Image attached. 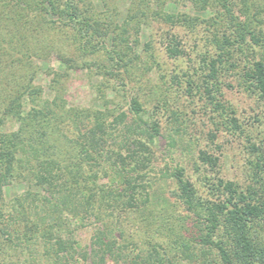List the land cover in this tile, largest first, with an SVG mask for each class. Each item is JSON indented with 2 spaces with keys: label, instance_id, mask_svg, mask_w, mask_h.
Wrapping results in <instances>:
<instances>
[{
  "label": "trees",
  "instance_id": "1",
  "mask_svg": "<svg viewBox=\"0 0 264 264\" xmlns=\"http://www.w3.org/2000/svg\"><path fill=\"white\" fill-rule=\"evenodd\" d=\"M99 2L101 8L94 0H0V202L7 183L26 186L11 206L0 205V264H7L10 236L3 222L15 212L24 227L18 235L28 242L41 231L55 264L75 258L81 247L64 234L91 218L99 227L81 258L90 254L92 264H264L263 153L251 164L247 188L223 178L209 184L216 202L198 198L183 167L165 170L177 186L173 207L144 183L158 159L153 147L163 118L177 114L165 61L193 56L211 78H234L264 99V0H130L125 9L123 0ZM53 55L63 69L50 66ZM94 68L101 77L97 106L69 105L63 82ZM218 105L225 127L244 132L235 111ZM260 125L257 119L249 129ZM133 131L142 137L131 138ZM120 132L119 148L106 149V139ZM199 160L219 165L204 151ZM172 208L187 217L166 216ZM190 214L197 218L194 231L184 225ZM130 216L155 230L135 239L124 228Z\"/></svg>",
  "mask_w": 264,
  "mask_h": 264
},
{
  "label": "rangeland",
  "instance_id": "2",
  "mask_svg": "<svg viewBox=\"0 0 264 264\" xmlns=\"http://www.w3.org/2000/svg\"><path fill=\"white\" fill-rule=\"evenodd\" d=\"M94 1L101 8L99 0ZM129 1L123 0L121 9H125ZM162 30H168V26H162ZM160 33L161 30H159ZM142 41L146 42L147 39L143 37ZM162 41H164L162 38L157 40L158 47ZM191 58V60L188 58L167 60L164 63L163 68L167 76L166 80L171 84L169 95L173 97L170 108L176 110L177 114L175 115L176 117L174 116L171 119L166 116L163 118L162 136L158 137L156 145L152 146L154 158L158 159L152 164L153 171L148 172L144 182L147 186L151 183L150 187L153 195L164 196L165 199L167 198V203L170 206H172L171 203H174L176 199L177 186L173 182V178H167L166 168L170 172H173L175 168L183 167L186 171V176L189 177L198 191V198L216 202L219 194H209V184L217 182V178H223L225 181H235L242 185V187L247 188L253 181L251 164L257 159L258 153L259 156H261V153L264 154V99L250 94L244 88L239 87L238 81L234 78L227 76L217 80L211 78L208 70L201 63H198L199 60H195L193 56ZM50 66H55L58 70L63 69L55 55L51 58ZM92 71L93 74L90 75L88 74V70H80L63 82L62 86L66 87L65 89L68 91L66 98L69 105L84 108L97 106L99 101L95 102V99L99 95H97L96 86H99L101 77H96L94 74L95 68ZM189 73L191 74V78L187 75ZM171 77L173 78V82L171 81ZM154 78L155 84L163 87L162 81L158 80L159 76ZM3 80L4 78L1 77L0 82ZM141 80L143 79L141 78ZM42 83L46 86L49 80L45 79ZM9 84L12 85L11 83ZM213 85L216 88L218 87L220 92H214ZM144 87L149 92L146 86ZM4 88L5 86L0 84V97L2 96L1 89L3 90ZM154 91L156 92V90ZM219 103L224 104L228 110L235 111V114L232 115L237 119L244 132L241 130V132L239 130L231 131L225 127L223 124L225 114L218 105ZM126 109L125 106H122L121 112L127 111ZM229 114L230 112L228 116H231ZM174 119L178 122L177 125L179 127L171 123ZM257 119L262 121V125L258 126V128L256 127V130L249 129V126ZM144 120L151 122L149 115L144 117ZM126 123H130V121L127 119ZM9 127L13 131L17 129L18 125L15 124ZM120 127L122 128V125ZM138 132L133 131L127 134L131 138L133 136L137 138L142 137ZM121 137H123V132L119 133V138L113 133L112 140L110 138L106 139V149L109 147L118 149L122 143ZM113 138H116V141L119 143L113 142ZM203 151L210 157L216 158L217 161L219 160V165L215 167L211 166L210 163L199 160V155ZM100 175L102 174L100 173ZM107 182L108 179L102 178L100 180V183ZM25 190L26 186L24 185L7 183L3 187L0 205L4 202L5 206L8 204L11 206L18 194H21ZM41 195L47 196V193L42 191ZM1 206L4 207V205ZM166 213L165 215L168 217L171 215L187 217V213L179 208L169 209ZM155 214L160 215V210ZM13 215V217L5 219L3 222V226L8 229L10 235L4 238L5 246L7 247L6 263L55 264L53 256L47 255L46 248L44 247L45 243L40 240L42 232L40 231V235L36 233L38 239L33 238L27 242L22 239L21 236L23 235H18V226H21L20 230L24 228L20 221L18 223V213L15 212ZM163 215L164 213L161 214V216ZM35 219L31 216V222L35 224L41 223L40 218ZM195 221L197 222L196 216L190 214L184 225L194 231V227L196 226L194 225ZM146 222L142 220L135 221L134 217L130 216L127 218L124 228L135 231L137 234L135 239H137V236L138 238H144L146 234L153 233L156 227L153 223L147 225ZM98 227L99 225L94 218L88 219L83 223H73L71 226L72 231L66 232L67 236L66 234L64 236L68 237L69 234L72 235V238L78 242L81 248L78 254L75 255V258L73 260L70 259L67 264H92L91 255L88 254V257L83 259L81 258V253L85 251L91 252V243ZM220 230L222 231L221 228ZM107 264H114V262L112 259H108ZM176 264L195 263L183 261L182 263L176 262Z\"/></svg>",
  "mask_w": 264,
  "mask_h": 264
}]
</instances>
